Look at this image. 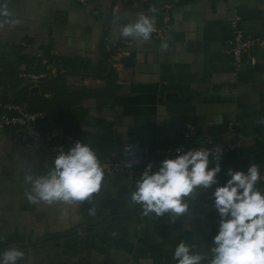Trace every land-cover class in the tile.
Here are the masks:
<instances>
[{"label": "crops", "instance_id": "obj_1", "mask_svg": "<svg viewBox=\"0 0 264 264\" xmlns=\"http://www.w3.org/2000/svg\"><path fill=\"white\" fill-rule=\"evenodd\" d=\"M167 1L171 18L163 40H138L121 36L120 29L147 16L141 0H6L18 22L0 27L2 59L15 46L33 64L56 56L67 67L42 81L64 77L72 89L107 91L82 102L88 110L83 129L105 153L101 188L88 200L30 203L26 177L45 174L58 152L30 146L19 131H0V253L19 249L24 255L17 264H177L173 252L181 241L209 264L217 220L189 197L179 216L157 217L134 203L140 177L118 168L147 164L127 148L129 141L173 145L190 123L195 142L221 152L218 161L210 157V167L220 164L219 183L230 168L255 163L264 171V0ZM234 20L253 42V64L244 56L233 65ZM2 68L0 89L9 84Z\"/></svg>", "mask_w": 264, "mask_h": 264}, {"label": "clouds", "instance_id": "obj_2", "mask_svg": "<svg viewBox=\"0 0 264 264\" xmlns=\"http://www.w3.org/2000/svg\"><path fill=\"white\" fill-rule=\"evenodd\" d=\"M17 22L11 19L6 0H0V27ZM153 31L152 21L141 14L134 22L122 26L120 34L147 40ZM213 154L218 161L221 152L177 149L174 156L160 161L157 170L153 171L149 163L136 182L131 200L157 217L166 213L179 216L187 211L185 198L195 189L206 190L215 185L211 195L220 219L212 239L209 264H264V192L256 187L260 169L255 163L250 164L247 171L230 168L228 179L220 184L217 178L221 171L219 162L210 167ZM103 178L104 170L93 148L77 140L67 151L60 148L45 174L26 177L30 189L25 195L34 204L61 202L71 205L99 192ZM89 214L95 215V207L89 209ZM23 255L19 249H7L0 253V264H17ZM173 258L177 264H201L204 259L184 241L175 247Z\"/></svg>", "mask_w": 264, "mask_h": 264}, {"label": "built area", "instance_id": "obj_3", "mask_svg": "<svg viewBox=\"0 0 264 264\" xmlns=\"http://www.w3.org/2000/svg\"><path fill=\"white\" fill-rule=\"evenodd\" d=\"M80 4H86L88 0H73ZM147 7V17L154 25V31L151 37L154 40H163L170 23V1H163L160 5H154V0H141ZM93 14H98L96 10L92 11ZM231 26L234 29L232 37L231 56L233 65L241 62L244 56L250 63H255V58L249 54L253 45L252 40L243 36L240 30L235 28V20L232 21ZM123 45L131 46L132 42L123 40ZM47 65L46 71L37 73L34 71L20 72L18 77L24 83L27 82H40L50 75H54L56 68L44 61ZM52 125L51 120L47 117L44 111H30L26 108L24 102H13L10 100H0V131H19L22 135L28 138L29 145L39 149L47 147L52 151H59L62 147L65 151L70 148L75 141L69 135L64 134L60 129L50 127L48 129H41V126ZM129 150H137L140 156L146 160V164L151 163L153 169H158L160 161L168 156H174L177 149H205L206 147L201 142L194 141L193 126L190 123H185L182 129V140L173 145H147L140 144L135 141H129L126 144ZM234 146L230 145L229 148ZM228 148V147H227ZM154 160H157L154 162ZM105 167V166H104ZM118 171L131 178L141 177L143 169L136 166H121ZM258 189L264 188V171L260 172V179L257 182ZM212 192L209 190H202L197 188L189 196V199L201 208L205 213H210L219 223V216L213 206ZM218 228V227H217Z\"/></svg>", "mask_w": 264, "mask_h": 264}, {"label": "trees", "instance_id": "obj_4", "mask_svg": "<svg viewBox=\"0 0 264 264\" xmlns=\"http://www.w3.org/2000/svg\"><path fill=\"white\" fill-rule=\"evenodd\" d=\"M21 51V47L15 46L13 55L8 54L6 56L4 54L3 59L0 57L2 59L0 65H3V72L9 81L6 88L0 89V94H11L24 84L18 77L20 72H39L46 65L43 64L42 66L39 62L33 64L31 58L22 54ZM45 58L47 63L56 68V73L60 71L61 67H67V60L52 55H48ZM23 62H25L26 68L20 71L19 65ZM36 88L33 90V88L25 87L19 90L14 98H0V100L24 102L26 108L30 111H44L51 120L52 125L41 126V129H48L50 127L57 128L64 134L71 136L75 142L81 140L83 143L89 144L95 153H97L96 155L101 163L105 153L102 152L99 146L100 144L98 145V143L95 144L92 142L93 137L85 133L83 129L88 117V110L82 105V102L87 99L99 97V95H107V91L104 89H89L83 86L72 89L64 77H59L49 83L38 85ZM116 88L114 86V90ZM98 148L100 149L96 152ZM226 180L220 184H223ZM214 188L215 185L209 191H213Z\"/></svg>", "mask_w": 264, "mask_h": 264}, {"label": "water", "instance_id": "obj_5", "mask_svg": "<svg viewBox=\"0 0 264 264\" xmlns=\"http://www.w3.org/2000/svg\"><path fill=\"white\" fill-rule=\"evenodd\" d=\"M231 47H232V44H231ZM58 78V77H56ZM56 78H52V79H49V80H46V81H40V82H27V83H24L22 86H20L15 92L11 93V94H7V95H4V94H0V98H6V99H12L16 96V94L18 93L19 90H21L22 88H25V87H28V86H37V85H40V84H46V83H49L51 81H53L54 79ZM243 171H247V168H244Z\"/></svg>", "mask_w": 264, "mask_h": 264}]
</instances>
